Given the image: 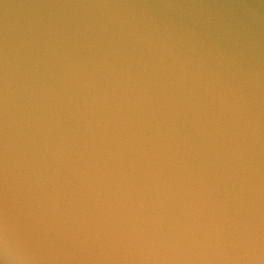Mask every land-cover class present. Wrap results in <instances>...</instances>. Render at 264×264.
Listing matches in <instances>:
<instances>
[{"label":"clouds","instance_id":"9594fccd","mask_svg":"<svg viewBox=\"0 0 264 264\" xmlns=\"http://www.w3.org/2000/svg\"><path fill=\"white\" fill-rule=\"evenodd\" d=\"M44 6L94 43L0 44V264H264V72L136 0Z\"/></svg>","mask_w":264,"mask_h":264},{"label":"water","instance_id":"95a60500","mask_svg":"<svg viewBox=\"0 0 264 264\" xmlns=\"http://www.w3.org/2000/svg\"><path fill=\"white\" fill-rule=\"evenodd\" d=\"M54 0H0V44L19 35L46 47L47 25L69 41L78 37L82 51L91 49L94 36L85 13L47 6ZM151 17L179 35L191 36L201 51L237 55L243 66L264 72V0H136ZM99 48V45L96 46ZM259 105L258 89H253Z\"/></svg>","mask_w":264,"mask_h":264}]
</instances>
